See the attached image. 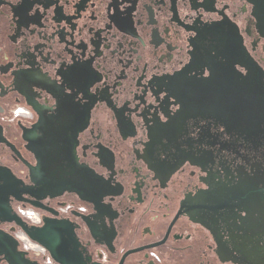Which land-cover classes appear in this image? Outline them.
<instances>
[{
    "label": "flooded vegetation",
    "instance_id": "1",
    "mask_svg": "<svg viewBox=\"0 0 264 264\" xmlns=\"http://www.w3.org/2000/svg\"><path fill=\"white\" fill-rule=\"evenodd\" d=\"M240 58L264 82V0H0V264H59L23 228L62 264H264Z\"/></svg>",
    "mask_w": 264,
    "mask_h": 264
},
{
    "label": "water",
    "instance_id": "2",
    "mask_svg": "<svg viewBox=\"0 0 264 264\" xmlns=\"http://www.w3.org/2000/svg\"><path fill=\"white\" fill-rule=\"evenodd\" d=\"M240 59L241 61L239 64L251 71L252 76L250 83L254 86L249 87V81L247 79H239V81H237L238 87L234 91L238 92L239 94L241 106L246 105V103L248 104V100H250V105L255 107V123L256 127L258 128V126L264 122V82L258 67L252 61H243L242 58ZM225 91L227 90L225 89ZM23 230L33 241L45 246L46 249H48V251L51 253L52 258L57 263L62 264V262L55 256L52 248L40 237V229H35V232L27 228H23ZM16 247L17 243L14 242L13 249L16 250ZM19 256L22 257V254H19Z\"/></svg>",
    "mask_w": 264,
    "mask_h": 264
},
{
    "label": "built area",
    "instance_id": "3",
    "mask_svg": "<svg viewBox=\"0 0 264 264\" xmlns=\"http://www.w3.org/2000/svg\"><path fill=\"white\" fill-rule=\"evenodd\" d=\"M69 209H70V206H68V207L66 208V210H69ZM24 215L27 216V217H31V215H33V213H32V212H26ZM21 240L23 241V247H24L25 249H27V250L29 249V250H33V251H41L40 248L34 246L32 243H29L28 241H26V240H24V239H21ZM49 262H50V260L47 259V260H46V263H49Z\"/></svg>",
    "mask_w": 264,
    "mask_h": 264
}]
</instances>
